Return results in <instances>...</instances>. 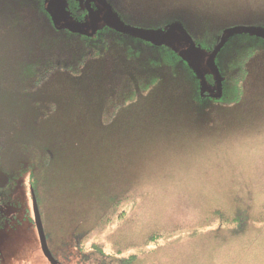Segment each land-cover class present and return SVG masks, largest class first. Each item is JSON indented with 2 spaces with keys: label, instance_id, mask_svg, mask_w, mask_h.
<instances>
[{
  "label": "rangeland",
  "instance_id": "obj_1",
  "mask_svg": "<svg viewBox=\"0 0 264 264\" xmlns=\"http://www.w3.org/2000/svg\"><path fill=\"white\" fill-rule=\"evenodd\" d=\"M157 1L169 9L170 0H150ZM249 1L251 6L259 2ZM67 3L48 0L46 4L58 26L88 35L106 24L125 31L116 15L95 0L86 3L88 12L83 11L79 19L71 16ZM10 20L9 39L5 31L0 34V54L6 52L0 61V159L10 177L0 199V264H48L39 247L29 189L34 191L49 247L59 262L97 264L100 260L92 257L98 258V249L108 261L113 256L133 257L134 264H264V113L253 102L264 89V66L254 70L250 62L245 68L243 85L248 99L252 98L248 108L242 103L222 108L208 102L198 110L192 103L183 105L197 112L191 114L173 102L176 113L160 82L159 90L154 86L150 91H131L132 78L127 76L135 51L145 55L133 62L136 65L157 58L151 49L133 45V38L158 43L161 31L114 38L106 51L109 58H92L77 71L59 69L29 86L21 78L30 51L39 47V37L32 27L27 35H16ZM25 43L30 49L21 53L22 60L8 55L16 54L20 47L15 45ZM163 44L175 53L186 51L184 57L197 71L208 73V54L190 48L182 34L167 33ZM116 52L118 57L119 52L123 55V63H113ZM15 67L19 73L15 74ZM127 91L133 92V102H125ZM208 93L215 96V87ZM150 94L159 102L152 101ZM132 117L142 122L148 141L152 135L154 139L167 130H178L170 138L179 149L174 153L164 146V154L149 153L153 161H148V167L136 165L133 151L141 145L129 140L134 133ZM82 186L87 200L104 190L108 201L103 212L96 210L94 202V209L83 206ZM233 195L245 199L250 228L234 234L215 231L219 221L209 214ZM159 213L176 217L181 226L161 235L156 243H143L145 233L160 228Z\"/></svg>",
  "mask_w": 264,
  "mask_h": 264
},
{
  "label": "trees",
  "instance_id": "obj_2",
  "mask_svg": "<svg viewBox=\"0 0 264 264\" xmlns=\"http://www.w3.org/2000/svg\"><path fill=\"white\" fill-rule=\"evenodd\" d=\"M88 1L68 0L67 4L71 16L79 19L83 15V11L88 12L86 7ZM95 1L103 4L107 10L114 13L129 32L136 30L142 32L161 31L164 35L174 30L188 39L189 47H195L208 54L206 59L208 73L201 75L184 57L185 51L175 53L173 50H166L165 45L162 43L154 44L150 41L133 38L131 42L133 45L151 49L157 55V58L150 61V63L136 65L133 62L142 60L145 55L131 48L132 51H135L129 64H127V76L133 79L129 83V85L131 84V91L133 88H137L138 92L150 91L160 82L161 87L166 89V92L162 89L163 93L169 95L171 106L174 102V105L180 111L191 110V114L197 112L195 113L191 107L183 109V105H191L192 103L193 108L198 110L199 108L202 109V106L207 105L208 102L217 106L221 105L222 108L241 103L242 106L248 108L251 104L252 98L248 99L245 84L243 85V74H245V68L250 62L252 69L263 70L264 0L256 1L255 6H251L252 3L249 0H225L223 4L220 3L222 0H170L169 9L165 10L159 6L164 4L161 1H157L158 3L155 2V4L151 3L150 0ZM47 2L48 0H0V34L5 31L4 33L9 39L10 35L7 32L8 19L11 18V25L18 30L16 35H27V29L32 27L39 37L38 44L40 48L30 51L31 55H28L30 56V62L25 66L24 76L21 78L29 86L47 80L52 72L59 69L77 71L83 64L92 61V58H109L110 56L106 54V51L111 40H114V38L119 40L127 35V33L120 32L108 24L89 35L73 31L70 27L56 26L51 10L46 5ZM81 2H83V8L80 7ZM217 9L221 11L217 13ZM41 18L48 23L45 25L40 24L38 20H41ZM15 47H20L16 49V54L9 52L8 55L19 58V61L24 58V50L27 49V53H29L30 48L27 43L24 44V47L19 45H15ZM69 55L71 57H68ZM5 56L6 52H2L0 61L5 59ZM116 60L123 63V55L120 52L119 57L117 52L115 53L113 63ZM19 69V67L16 68L15 74L19 73ZM15 74L14 72L11 73L14 81L17 80ZM134 78L137 80L136 82H134ZM149 79L151 84L148 87ZM164 79L167 80L165 85L161 83ZM122 84L125 83L122 82ZM210 87H215V96L208 93ZM156 90H159L158 86ZM130 92L128 94L127 91L124 96L126 103L134 101L133 92ZM148 96L153 97L152 101L159 102V98L153 94ZM253 100L254 104L262 107L264 113V89L258 91ZM161 107L165 110L164 103ZM178 109L173 110L172 106L173 112L177 113ZM169 116L170 114L166 115L167 119L170 118ZM132 119L134 120L132 126L134 133L132 137H129V140L134 139L136 146L141 145L140 150L136 147L133 151L136 165L148 167L149 164L147 163L153 161L150 159V154L152 156L158 155V152L164 154V146L174 153L175 150L179 149L176 146V141L170 138L174 137L178 130L174 132L167 130L165 134H158L154 139H152V135L148 141L144 136L145 131L142 122L138 118L132 117ZM167 119L165 118V120ZM231 120H233L232 117ZM82 190L83 206H91L94 209V202L96 210L103 212L108 201L105 198L107 194L104 190L98 192L99 189H96L98 193L94 192L95 195L90 197L91 201L86 199L87 189L85 190L83 187ZM112 200V202L115 201L113 198ZM244 201V198L233 195V198H230L222 207H216L210 212L209 218H217V221H219V228L215 231L224 230L234 234L235 232H246L250 228L247 226L249 209ZM181 204L179 203L180 206ZM158 219L162 220L159 221L160 228L156 227V229L154 227L156 230L152 229L151 232L145 233L144 238L142 237L143 243H156V239L161 235L167 234V232H175L174 229L178 230L177 228L181 226L179 219H176V217H164L159 213ZM95 250L98 252L96 253L98 258L95 255H92V258L100 260L97 264H134L135 261L133 257L122 260L116 258V256L109 258L110 261H108L98 249Z\"/></svg>",
  "mask_w": 264,
  "mask_h": 264
},
{
  "label": "water",
  "instance_id": "obj_3",
  "mask_svg": "<svg viewBox=\"0 0 264 264\" xmlns=\"http://www.w3.org/2000/svg\"><path fill=\"white\" fill-rule=\"evenodd\" d=\"M100 4V3H99ZM103 5V4H102ZM104 6V5H103ZM107 9V8H106ZM109 11V10H108ZM110 12V11H109ZM52 18H53V15H52ZM53 21H54V18H53ZM55 22V21H54ZM55 24H56V22H55ZM56 26H57V24H56ZM62 26H65V25H62ZM66 27H69V26H66ZM72 29V28H71ZM116 29V28H115ZM73 30V29H72ZM116 30H118V31H120V32H123V33H127V34H129V35H134V36H136V35H138V33L139 32H142V31H138V30H136V31H128V29H126L125 28V31H121V30H119V29H116ZM73 31H75V30H73ZM171 31H173V30H171ZM170 31V32H171ZM78 32V31H77ZM170 32H168V33H170ZM80 33V32H79ZM167 34V33H166ZM166 34H164L161 38H160V40H159V42L158 43H155L154 41H152V40H150V39H148V40H144V39H142V40H144V41H150V42H152V43H154V44H159V43H162L163 44V39L165 38V35ZM139 36V35H138ZM220 46V45H219ZM219 46H218V48H219ZM191 48V47H190ZM186 52V51H185ZM8 177L0 170V189H3V188H5L6 186H7V184H8ZM30 191H31V203H32V211H33V214H34V224L36 225V230H37V236L39 237V243H40V247H41V250H42V253H43V255L45 256V258H47L48 259V261L51 263V264H56V261H54V259L51 257V254H50V252H49V249H48V247H47V245H46V238H45V236H44V229H43V226L41 225V220H40V214H39V212H38V205H37V202H36V200H35V194H34V191H32L31 189H30Z\"/></svg>",
  "mask_w": 264,
  "mask_h": 264
},
{
  "label": "flooded vegetation",
  "instance_id": "obj_4",
  "mask_svg": "<svg viewBox=\"0 0 264 264\" xmlns=\"http://www.w3.org/2000/svg\"><path fill=\"white\" fill-rule=\"evenodd\" d=\"M0 170L8 177V175H7V172H5V170H3V168H2V166H1V159H0ZM8 181L10 182V177H8ZM8 182V183H9ZM7 187V186H6ZM5 187V188H6ZM5 188H3V189H0V199H1V192L5 189ZM29 191H30V189H29ZM31 193V192H30ZM36 200V199H35ZM38 212H39V209H38ZM40 220H41V217H40ZM35 225V224H34ZM41 225H42V221H41ZM43 226V229H44V225H42ZM35 229H36V225H35ZM44 236H45V238H46V245H47V247H48V249H49V252H50V254H51V257L54 259V261H56V264H66L67 262H64V261H57V259H56V256L53 254V251H52V248L51 247H49V239H48V236H46V233H45V229H44ZM39 239V238H38ZM77 247H78V240L76 241V244H75ZM39 247H40V243H39ZM41 253H42V250H41ZM42 256H43V259H46L47 260V263L48 264H51L49 261H48V259L47 258H45V256L43 255V253H42ZM2 262V259H1V256H0V263Z\"/></svg>",
  "mask_w": 264,
  "mask_h": 264
}]
</instances>
